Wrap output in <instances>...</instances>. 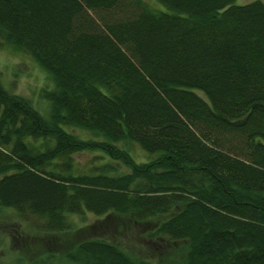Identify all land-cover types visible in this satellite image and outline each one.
<instances>
[{"label":"trees","instance_id":"1","mask_svg":"<svg viewBox=\"0 0 264 264\" xmlns=\"http://www.w3.org/2000/svg\"><path fill=\"white\" fill-rule=\"evenodd\" d=\"M158 1L166 11L0 0V47L54 83L45 117L0 82V206L35 219L40 243L86 212L156 219L148 256L92 238L66 252L76 264H155L165 249L166 261L179 249V264H264V0ZM126 141L156 155L138 162ZM83 151L116 164L77 171Z\"/></svg>","mask_w":264,"mask_h":264},{"label":"rangeland","instance_id":"2","mask_svg":"<svg viewBox=\"0 0 264 264\" xmlns=\"http://www.w3.org/2000/svg\"><path fill=\"white\" fill-rule=\"evenodd\" d=\"M143 1L153 10L166 11V7L158 0ZM251 1L253 0H236L235 3L245 4ZM0 82L8 91L27 99L42 116H48L50 102L43 97V92L53 88L54 83L47 72L29 55L9 46H1ZM200 94L202 95V93ZM69 130L80 136H86V133L80 130ZM120 145L124 146L138 162L148 161L156 155L146 152L136 142L126 141L121 142ZM101 154L99 151L76 153L74 158L77 171L94 173L101 170L103 163L116 164ZM117 171L126 172L128 168L118 164ZM24 218L26 220L21 221L12 209L0 206V264H29L32 260L38 264H76L68 261L66 252L72 251L79 243L92 238H102L120 243L133 254L146 257L148 256L146 249L154 250V247L157 246L156 242H158L157 240L149 241L146 239L147 232L145 231L147 228L153 230L156 219L140 226L138 223L129 222L123 217H115L111 218V225L110 222L105 223L93 213L86 212L82 216H72L73 227L69 231L58 234V241L49 236V243H40L41 237L36 235L40 233L35 234L34 229L31 230V227H27L28 225H36L37 221L32 219L30 215ZM116 218L118 220H114ZM116 223L125 224L127 227L113 230ZM35 247H39V251H34ZM178 250L170 249V252L175 253H173L171 260L166 261L165 249L164 259L161 262L159 260V263L157 259L155 264H166V262L167 264H179ZM41 256L46 257L41 260Z\"/></svg>","mask_w":264,"mask_h":264}]
</instances>
